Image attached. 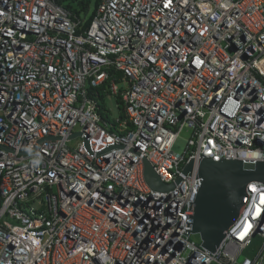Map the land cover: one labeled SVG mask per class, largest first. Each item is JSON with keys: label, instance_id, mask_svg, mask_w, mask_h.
<instances>
[{"label": "built area", "instance_id": "built-area-1", "mask_svg": "<svg viewBox=\"0 0 264 264\" xmlns=\"http://www.w3.org/2000/svg\"><path fill=\"white\" fill-rule=\"evenodd\" d=\"M205 160L264 162V0H100L87 30L0 0V264H264V183L215 253L191 242Z\"/></svg>", "mask_w": 264, "mask_h": 264}, {"label": "water", "instance_id": "water-1", "mask_svg": "<svg viewBox=\"0 0 264 264\" xmlns=\"http://www.w3.org/2000/svg\"><path fill=\"white\" fill-rule=\"evenodd\" d=\"M145 180L154 191L170 192L173 185L164 184L145 160ZM193 170V163L186 173ZM202 188L195 202L192 234L201 237L202 247L215 253L223 243L225 233L239 219L248 187L264 183V162L244 164L241 161L214 163L205 160L200 166Z\"/></svg>", "mask_w": 264, "mask_h": 264}, {"label": "rangeland", "instance_id": "rangeland-1", "mask_svg": "<svg viewBox=\"0 0 264 264\" xmlns=\"http://www.w3.org/2000/svg\"><path fill=\"white\" fill-rule=\"evenodd\" d=\"M79 1H83V0H79ZM90 2H91L90 3V12L93 13V11L95 9V4H94L95 0H90ZM71 7H72L73 12L75 14L77 13L83 19L85 14L82 12L81 6L77 2H74L71 4ZM105 104H106L107 109L109 110V112L111 114L112 121H116L119 118H121L122 110L119 109L117 99L115 97H109L108 99H106ZM188 139H189L188 134L186 132H183L180 136L179 141L175 145L174 151L177 152L178 154H183L184 151L186 150ZM79 144H80V140H74V141L70 142L69 147L75 149ZM191 242H194V243L199 245L202 242L201 237L197 234L193 235V236H191ZM260 245H261L260 239L255 238L253 241V245L244 252V254L240 258V261L244 260L245 258H249L252 260L255 259L257 252L260 248Z\"/></svg>", "mask_w": 264, "mask_h": 264}, {"label": "trees", "instance_id": "trees-1", "mask_svg": "<svg viewBox=\"0 0 264 264\" xmlns=\"http://www.w3.org/2000/svg\"><path fill=\"white\" fill-rule=\"evenodd\" d=\"M77 2L82 9V12H87L89 10L90 7V0H83V1H79V0H57V3L61 6H63L64 8L68 9V10H72L71 4ZM95 10L97 9V7L100 5V0H95ZM73 11V10H72ZM121 77V76H120ZM104 88H100L97 90V92L99 93V98H98V106L100 107L101 111L100 113L102 114L103 118L106 119H110V112L107 113V109H106V99H107V95L104 94ZM96 92L95 90H92V93ZM117 99V103H118V107L119 109L122 110V115L121 118H124L125 116V112H124V108H123V103L121 101V98H116ZM106 112V113H105Z\"/></svg>", "mask_w": 264, "mask_h": 264}, {"label": "clouds", "instance_id": "clouds-1", "mask_svg": "<svg viewBox=\"0 0 264 264\" xmlns=\"http://www.w3.org/2000/svg\"><path fill=\"white\" fill-rule=\"evenodd\" d=\"M61 6V5H60ZM99 7V6H98ZM98 7H97V9L95 10L94 9V11H93V13H91L90 12V7H89V10L85 13V12H83L85 15H84V17H83V19L76 13H74L72 10H69V11H71L74 15H76L77 17H78V19L80 20V22H81V26H82V24L84 25V27H85V30H87V29H89V27L91 26V23H92V21H93V19L95 18V16H96V13H97V11H98ZM88 16V17H87ZM87 17V18H86ZM84 30V29H83ZM82 33V31H79V34H81ZM111 115V114H110ZM110 119H111V116H110Z\"/></svg>", "mask_w": 264, "mask_h": 264}]
</instances>
